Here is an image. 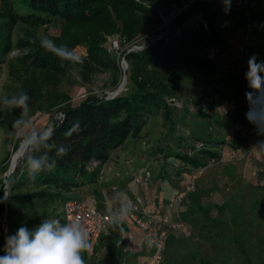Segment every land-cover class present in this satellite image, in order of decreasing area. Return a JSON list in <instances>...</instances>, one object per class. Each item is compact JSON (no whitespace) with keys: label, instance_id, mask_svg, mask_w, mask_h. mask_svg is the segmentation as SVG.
<instances>
[{"label":"trees","instance_id":"trees-1","mask_svg":"<svg viewBox=\"0 0 264 264\" xmlns=\"http://www.w3.org/2000/svg\"><path fill=\"white\" fill-rule=\"evenodd\" d=\"M249 1L254 5L231 2L230 8L226 9L223 0H0V52L4 56L13 50L21 52L8 61L9 75L16 85L3 95L27 91L31 97L32 117L49 114L59 107L62 118L53 122L56 127L50 143L64 144L70 149L63 157H56L54 169L40 172L35 179L28 175L22 164L4 178L5 183L0 182V199L5 192L10 194L4 203H0V255L4 254V237L15 233L21 225L31 230L44 218L63 221L58 206L61 204L62 207L69 199L85 200L88 187L97 183L112 153L130 141L140 140L148 119L161 116L172 132L177 113L173 102L179 99L182 81L204 76L211 85L227 83L228 87L224 89L228 94L233 91L246 100L245 93L250 89L247 80L243 84L239 81L241 71L233 66L235 61L232 59L239 53V48L232 50L231 42L241 34L264 45V0ZM151 3L172 13L170 16L174 15L171 24L182 28L180 37L176 45L155 41L144 49L130 50L152 18L157 16ZM199 14L201 21L192 28H183ZM15 25L23 28L12 43L10 31ZM53 25H58L57 32H48ZM40 27L47 28L45 35L57 44L65 43L75 51L83 48L80 55L83 63L70 72L67 65L62 67L58 58L40 48L38 40L36 44H30L28 38L37 37L39 29L37 34L34 31ZM110 38H117L121 47H128L121 56L127 64L129 90L112 98L102 94L70 104V97L61 90V85L73 80L74 74L89 83L96 73L108 72L112 77V89L119 86L123 73L119 56L107 46ZM25 49L30 51L25 54ZM219 50L230 59L221 70L227 73L223 78L218 77L220 64L215 59ZM244 114L246 111L236 110L228 115L232 121L243 117V132L250 125ZM17 116L18 110L0 111V117L8 122L12 137L15 133L11 124ZM75 121L80 122L81 131L66 136ZM228 126L233 127V124ZM205 140L213 141L209 137ZM199 143L202 148L192 156L177 155L184 167L202 168L208 160L221 158L212 147L202 141ZM214 143L234 150L225 142ZM50 155L55 157V151ZM258 189L264 190V186ZM213 210L215 216L211 215ZM180 219L207 230L209 234L205 239L213 248L217 246L215 240H219L222 249L232 248L241 257V264H264V259L256 261L250 256L246 247L247 228L232 198L220 206L199 204L186 214H180ZM123 234L110 233L117 246L122 245ZM164 255L176 264H185L187 258L197 259L200 264L225 263L222 254L218 258L199 256L191 250L177 254L167 245ZM85 259L88 260L87 254Z\"/></svg>","mask_w":264,"mask_h":264},{"label":"rangeland","instance_id":"rangeland-1","mask_svg":"<svg viewBox=\"0 0 264 264\" xmlns=\"http://www.w3.org/2000/svg\"><path fill=\"white\" fill-rule=\"evenodd\" d=\"M150 6L153 7L157 16L152 18L149 25L141 33L139 40L132 47L140 46L144 49L146 48L144 45L146 46L155 41H164L169 45H176L182 28L172 26V17L170 16L172 13L166 12L152 3ZM201 20L199 14L186 22L183 28H192ZM22 28L23 26L15 25L10 31L12 43L20 36ZM57 30L58 25H53L48 32L56 33ZM37 31L45 34L47 28L40 27L34 32L37 34ZM113 41V39L109 40L107 46L112 50V53L119 56V65L122 72L125 65L121 53L128 47H121L119 40L118 44L113 43ZM231 44L232 50L244 49L243 53L239 52L232 58L235 61L233 66L238 67L241 71L238 78L243 84L246 82L245 73L248 70L249 58L255 55L258 61H264V45L254 43L251 38L243 37L241 34L235 36ZM83 50V48L77 49V55L80 56ZM20 53L13 50L4 56L0 52V96L6 93L8 88L16 85V82L9 75L8 61L10 57L18 56ZM246 53L248 56H246ZM215 59L220 64L218 77L227 76V73L221 72V70L224 69L225 62L230 59L222 50L217 51ZM122 79L123 77L120 79L119 86L112 89V77L108 72L96 73L91 77L89 83H85L77 74H74L73 80L62 83L61 90L69 95L70 104L75 105L88 96L102 94L108 96L113 93L116 95L125 93L130 86L127 82L122 84ZM210 82L204 76H194L190 80L182 81L179 87V99L173 102V106L177 109L174 130L169 131V126L164 124L161 116L148 119L142 130L140 140L130 141L125 147L116 149L112 153V158L102 168L97 183L88 187L87 196L101 204L108 202L112 206H117L119 205L118 201L112 198L116 192L125 193L124 199L140 193L148 205L154 203L161 196L159 193H162L165 197L167 185H170L173 190L183 189L188 185L191 176L194 175L196 176V187L197 180L201 176V179H199L201 186L198 191H196V188V192L190 193L191 195L186 200L187 204L221 202L231 196L228 194L231 191H226V194H228L226 196H220V191L222 188L225 189L227 184L228 188L232 184L235 169L231 172H227L225 169L222 174L220 173L221 175H217L214 171L210 172V168L211 170H217V167H220L215 164L216 161L214 160H208L202 168L189 166V169H185L186 166L184 167L177 155L192 156L195 154V146L201 141L218 153L224 145H217L214 141L227 144L229 142L234 151L240 150L241 152L243 150V157L248 156V159L252 161V163L250 161L248 163L251 167L249 177L244 179V184L240 190L232 194L231 198L237 205L242 222L245 223L247 228L248 241L246 247L250 251V256L259 261L261 258L264 259V190L257 187L263 185L264 181H257L255 168L258 163L257 158L264 157V147L259 145L264 142V135H257L256 132L252 136H246L242 129L245 125L243 117H241L242 120L233 119L232 121L228 115L236 110L247 112L249 108L247 100L233 91L228 94V90L226 92L227 83L211 85ZM214 95L216 98H213ZM61 118L62 112H60L59 107H56L49 114H37L33 117V121L37 129H42ZM228 124H233V127L228 126ZM10 131L8 122L0 117V182L3 183L13 156L22 148L17 136L15 134L13 137L9 135ZM207 137L213 140L212 143L205 140ZM15 145L17 146L16 149ZM25 159L26 150L19 155L15 166L24 164ZM143 170L149 172L150 179L139 189L134 184L133 174ZM240 170H242L241 167ZM257 173L259 172L257 171ZM225 178H228V182ZM58 212L61 213V204L58 206ZM226 215L228 214L226 213ZM3 226L6 230L5 220H3ZM196 227L198 229L197 234H209L207 230L202 229L199 225ZM215 241L217 246L213 248L210 256H217L218 258L222 254L225 257V263L223 264H241V257L238 256V253L236 254L232 248L222 249L219 240Z\"/></svg>","mask_w":264,"mask_h":264},{"label":"clouds","instance_id":"clouds-1","mask_svg":"<svg viewBox=\"0 0 264 264\" xmlns=\"http://www.w3.org/2000/svg\"><path fill=\"white\" fill-rule=\"evenodd\" d=\"M231 2L223 0L226 9L230 8ZM28 39L30 44H36L38 40L40 48L58 58L62 67L67 65L70 72L76 65L83 63L74 48L65 43L57 44L44 33ZM28 51L30 49H25V54ZM245 77L250 89L245 93L249 106L245 117L255 127L257 135H264V61H258L255 55L251 56ZM30 99L24 90L5 94L0 96V111L11 113L18 110L11 127L26 150L24 167L28 175L35 179L40 172L54 169L57 166L56 157H63L70 149L64 144L50 143L55 132L54 124L42 129L34 126ZM79 131L80 122L75 121L65 135L71 136ZM259 145L264 147V142ZM53 150L55 157L50 155ZM9 195L5 192V199H0V203H4ZM125 196V193L118 191L112 197L118 201L119 208L105 221L103 228L106 234L124 233V223L135 211L134 204L128 198L124 199ZM91 249L90 233L80 220L44 218L31 230L21 225L15 233L4 237V254L0 255V264H87L85 254Z\"/></svg>","mask_w":264,"mask_h":264},{"label":"crops","instance_id":"crops-1","mask_svg":"<svg viewBox=\"0 0 264 264\" xmlns=\"http://www.w3.org/2000/svg\"><path fill=\"white\" fill-rule=\"evenodd\" d=\"M240 139H238V141H240ZM228 148L229 146L223 147L222 150L218 152L220 153L221 158L216 160L215 164H218L220 167H217V170H211L210 168V172L214 171L218 175L220 173L222 174V172L225 169L227 172H231L233 169H235L233 173L234 180L231 181L232 184L229 185V188L227 184V187L225 189L222 188L220 191V196L223 195L226 196L228 194L231 196L229 198H225L221 202H213L208 204L197 203L190 205L187 204L186 200L188 196L191 194H187L181 202L180 214H186L187 212L191 211L193 207L199 204L204 206L209 204L212 206H220L227 200L231 199V197L233 196L232 194H235L237 191L240 190L241 186L244 184L245 181L244 179L249 177L248 175L249 172H251V167L248 163L249 161L252 163V161L248 159V156L243 157L242 155L243 150H241V152L240 150L235 151L232 159L230 160H228V158L226 157L223 158V155H225L228 152ZM257 160H258L257 163L258 165L256 164L255 172L257 176L256 179L258 182H260L261 180L264 181V157L257 158ZM240 167L242 170H240ZM257 171L259 173H257ZM199 179H201V176L197 180L196 191H198L199 187L201 186ZM225 179H227L226 182H228V178ZM263 186L264 184L258 186V188ZM181 190L182 189L173 190V188H171L170 185H167L165 197L163 196L162 193H159L161 196H159L154 203L148 204V206L151 207L154 206L158 208L162 207L163 210H166L165 205L168 202V200L174 194H176ZM226 191L227 192L231 191V192L226 194ZM85 200L91 207H94L99 210L105 209L103 205L104 203L101 204L95 200H92L90 199L89 196L85 197ZM109 207H115V206L109 204ZM215 214L216 213L213 210L211 215L215 216ZM184 224L185 226L181 231L170 234L166 242L167 247H171L174 250V253L177 254H185L189 250H191V251H196L197 255L199 256H210L212 254L213 247L210 242L208 241L206 242L204 234L196 233L198 231L196 227L197 225L189 224L187 222H184ZM124 227H125V233L121 237V241H122L121 246H117V244L114 243V240L112 239L110 234H106L105 231L103 230L94 247L93 253L92 254L87 253L88 255L87 264H120L122 260H125L127 264H150V252L145 246L142 232L135 225L131 223H127L126 225H124ZM174 241L176 242V244L174 243ZM161 264H176V263H173L172 261L166 259L165 255H163V260ZM185 264H200V261L197 259L187 258L185 260Z\"/></svg>","mask_w":264,"mask_h":264},{"label":"built area","instance_id":"built-area-1","mask_svg":"<svg viewBox=\"0 0 264 264\" xmlns=\"http://www.w3.org/2000/svg\"><path fill=\"white\" fill-rule=\"evenodd\" d=\"M237 5H250L254 4L249 0H232ZM172 18L174 17L171 16ZM226 25V22H224ZM247 38V37H246ZM113 38L108 39L112 40ZM113 43L118 44L117 38L113 39ZM149 46L147 44L144 47ZM143 47L133 46L130 50H141ZM239 52L243 53L244 49L240 48ZM247 55V53H246ZM116 94L108 95V98L115 97ZM213 98H216L214 95ZM212 98V99H213ZM244 118L245 114H244ZM256 133L255 127L250 123L249 126L245 127L244 134L246 136H252ZM202 148V144L198 143L195 146V151ZM234 150L228 149V152L223 155L228 160L232 159ZM185 169H189L186 167ZM150 179L149 172L140 171L133 174V181L136 187L144 185ZM5 183V181H4ZM6 188V187H5ZM140 189V188H139ZM196 189V176H191L188 185L181 191L174 194L166 203L165 209L154 206H148L140 193L133 195L128 198L134 204L135 211L125 221L124 225L131 223L135 225L141 232L146 248L150 252V264H161L165 251V246L170 234L181 231L185 224L180 219V205L183 198ZM137 197H139L137 199ZM5 199V197H3ZM104 210H99L91 207L85 200L80 199H69L65 201L61 207V215L64 220L78 219L80 220L86 229L90 233V242L92 243V249L89 254L93 253L94 247L103 231V225L107 220L108 216L112 214L119 206L109 207L108 202H104ZM4 229V226H3ZM120 264H127L125 260H122Z\"/></svg>","mask_w":264,"mask_h":264},{"label":"water","instance_id":"water-1","mask_svg":"<svg viewBox=\"0 0 264 264\" xmlns=\"http://www.w3.org/2000/svg\"><path fill=\"white\" fill-rule=\"evenodd\" d=\"M123 60H124V58H123ZM124 65H125V67L123 68V71H122V73H123L122 77H123V78H124L125 75H126V69H127V64H126L125 60H124ZM21 145H22V144H21ZM21 145H20V147H21ZM20 147H19V149H20ZM15 167H16V166H14V165L12 166V162H11V163H10V166L8 167V170L6 171L5 177H9V176L14 172Z\"/></svg>","mask_w":264,"mask_h":264},{"label":"bare ground","instance_id":"bare-ground-1","mask_svg":"<svg viewBox=\"0 0 264 264\" xmlns=\"http://www.w3.org/2000/svg\"><path fill=\"white\" fill-rule=\"evenodd\" d=\"M125 82H127L126 75H125V77L122 79V84H125ZM24 150H25V148H24V146L22 145L21 150H20L17 154H15V155L13 156L12 166H13V165H14V166L16 165V160L18 159L19 155H20Z\"/></svg>","mask_w":264,"mask_h":264}]
</instances>
